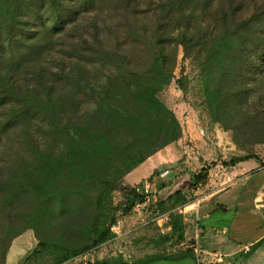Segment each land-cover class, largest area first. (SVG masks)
<instances>
[{
	"label": "rangeland",
	"instance_id": "1",
	"mask_svg": "<svg viewBox=\"0 0 264 264\" xmlns=\"http://www.w3.org/2000/svg\"><path fill=\"white\" fill-rule=\"evenodd\" d=\"M149 1L144 0L139 7L150 9L146 14L148 18L139 13L137 21L138 26L145 25L147 29L157 24L152 13L158 1L153 0V4ZM212 14L204 13V23L210 30L215 24L220 29L228 22L222 24L220 19L217 22ZM117 21L125 26L129 22L134 23L132 17L128 21L124 16H119ZM130 29L119 39L114 34L110 36V43L116 45L127 40L129 49L140 53L139 49L144 44L125 38L131 37ZM78 38L77 31L68 37L54 38L57 44L47 58L63 57L66 67H71L67 53ZM229 46L223 45L224 53L212 58L204 70L197 60L183 58L180 45L171 43L167 46L165 69L171 70L172 78L156 92V96L175 115L181 135L177 141L160 149L166 151V159L152 172H147L144 164L126 175L110 169V163L127 150L136 152L143 147L142 143L148 139L146 134L150 131L148 123L156 119L152 113H146L138 102L137 94L113 92L116 95L113 97L112 93L105 92L102 97L115 100L119 97L130 102V109L142 115L146 124L105 116L94 111L95 105L93 110L88 109L85 99H90L92 92L89 88L85 93L81 92L79 85L84 83L77 76L57 82L53 97L56 108L37 116L25 127L12 129L1 140L0 165L7 162L8 167L4 171L6 179L0 180V264H54V254L49 251L25 258L38 240L68 247L84 244L91 203L80 182L102 169L109 172V178L119 179L115 190L103 194L104 207L114 210L115 228L111 229L106 241L61 264H86L97 259L119 257L137 261L152 255H179L188 248H194V211L197 214L199 205L213 201L214 196H209L217 188L233 182L241 186L251 184L249 181L260 177L254 174L255 167L264 170V75L250 84L251 89L247 93L229 96V78L237 69L235 61L225 57L234 49L229 53ZM57 61L49 60L48 64L55 69ZM137 62L141 63V60ZM101 86H108L106 79ZM118 102L116 108L125 107L123 104L126 102ZM28 133L34 140H39L38 149L31 144L32 141H27ZM247 154L256 157L250 158L255 162L252 169H247L250 178L229 177L228 171L232 166L225 165L224 161ZM205 166L208 167L206 182L196 188L189 187L191 175ZM119 168L120 173V164ZM150 176L157 184L167 182V186L158 190L156 200H145L124 213L126 188L146 181ZM173 189H180L187 203L171 201L162 210L158 205L159 198ZM174 216H181L185 223L183 241H179L172 232L171 217ZM19 229L22 233L11 238V233Z\"/></svg>",
	"mask_w": 264,
	"mask_h": 264
},
{
	"label": "trees",
	"instance_id": "2",
	"mask_svg": "<svg viewBox=\"0 0 264 264\" xmlns=\"http://www.w3.org/2000/svg\"><path fill=\"white\" fill-rule=\"evenodd\" d=\"M157 1L152 13L157 24L147 29L145 25H137L139 13L143 14V18H148L146 14L150 12V9H139L144 0H0V145L3 135L12 129L25 127L37 116L56 108L53 97L57 91V82L77 76L84 83H79L81 92L85 93L88 88L92 92L90 99H85L88 109L93 110L95 105L94 111H100L105 116H117L132 123L146 124L142 115L130 109V102L119 97L116 100L102 97L105 92L115 97L113 92L126 91L137 94L138 102L146 113L156 117L153 123H148L150 131L146 134L148 139L142 143L143 149L139 148L136 152L127 150V153L110 163L111 172L126 175L149 156L177 141L181 135L175 115L156 96V92L172 78L171 70L165 69L168 45H180L183 58L197 60L204 70L212 58L224 53L223 45L228 47L230 44L229 53L234 49L225 57L234 60L237 69L229 78L232 94L229 96L247 93L251 89L250 84L256 83L264 75V0ZM152 2L150 0L149 4ZM204 13H213L212 17L217 22L220 19L222 24L228 22L220 29L215 24L210 30L204 23ZM119 16L128 18V21L132 17L134 23L129 22L126 27L117 21ZM128 28H131V37L125 38L144 44L139 49L140 53L129 49L127 40L116 45L110 43V36L114 34L119 39L123 34L126 35ZM74 31L78 32L79 38L67 53L72 66L66 67V59L63 57L52 56L48 59L47 56L57 44L54 38L71 36ZM57 59L53 69L48 61ZM103 79H106L108 86H101ZM119 100L126 102L122 109L116 108ZM26 138L32 141L36 149L39 148V140H34L32 134L28 133ZM250 158L256 157L253 154L234 156L224 161V164L233 166ZM6 164L0 165L1 181L6 179ZM119 164L122 166L120 173ZM108 174L107 170L102 169L100 173L80 182L91 203L86 242L77 247H68L57 242L38 240L25 258L49 251L54 254L53 263L61 264L108 239L116 216L112 208L104 207L103 194L115 190L119 185L117 176V179H112ZM207 175V166L199 169L191 175L189 187L196 188L205 183ZM151 179L152 176L147 180L153 181ZM167 184L160 181L156 186L160 190ZM125 197L124 213L145 201V195L135 192L134 185L126 188ZM171 201L187 203L182 191L173 189L159 198L158 205L165 210ZM171 227L176 238L183 241V218L171 217ZM21 233L19 229L11 233V238ZM187 257L194 258L190 248L179 255H152L132 262L146 264L155 260H180ZM86 264L129 262L119 257L97 259Z\"/></svg>",
	"mask_w": 264,
	"mask_h": 264
},
{
	"label": "crops",
	"instance_id": "3",
	"mask_svg": "<svg viewBox=\"0 0 264 264\" xmlns=\"http://www.w3.org/2000/svg\"><path fill=\"white\" fill-rule=\"evenodd\" d=\"M166 155L165 150H159L140 165H147V172H152L163 164ZM254 165L250 159L240 161L229 169L228 176L250 178L248 171ZM254 169L260 177L249 181L251 184L233 182L217 188L209 196L214 200L199 205L197 214L194 211V258L146 264H264V170Z\"/></svg>",
	"mask_w": 264,
	"mask_h": 264
},
{
	"label": "built area",
	"instance_id": "4",
	"mask_svg": "<svg viewBox=\"0 0 264 264\" xmlns=\"http://www.w3.org/2000/svg\"><path fill=\"white\" fill-rule=\"evenodd\" d=\"M163 174V172H162ZM135 192L144 194L145 200L153 199L156 200L158 195V189L156 186V181H142L141 183H137L134 185ZM115 228V226H112L111 229ZM196 247V243L193 245Z\"/></svg>",
	"mask_w": 264,
	"mask_h": 264
}]
</instances>
